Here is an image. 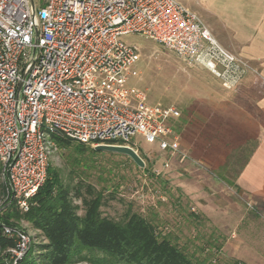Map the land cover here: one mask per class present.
<instances>
[{
  "label": "built area",
  "instance_id": "2783aa9c",
  "mask_svg": "<svg viewBox=\"0 0 264 264\" xmlns=\"http://www.w3.org/2000/svg\"><path fill=\"white\" fill-rule=\"evenodd\" d=\"M142 38L196 63L234 89L257 71L224 49L177 0H0V181L5 202L26 212L45 183L56 150L52 135L76 144L130 146L135 138L181 155L174 106L149 104L129 85ZM167 167V164H164ZM20 259L29 243L22 229Z\"/></svg>",
  "mask_w": 264,
  "mask_h": 264
},
{
  "label": "rangeland",
  "instance_id": "374dc122",
  "mask_svg": "<svg viewBox=\"0 0 264 264\" xmlns=\"http://www.w3.org/2000/svg\"><path fill=\"white\" fill-rule=\"evenodd\" d=\"M177 1L191 11L207 7V0ZM124 40L139 50L137 77L129 85L144 90L149 104L174 106L179 111L180 117L172 126L185 157L169 156L135 138L130 146L144 162L143 169L123 155L79 152L75 144L56 145L49 167L57 171L64 185L73 187L83 182L101 192L102 216L121 221L126 214L136 213L152 224L160 238L169 240L194 261L242 264L239 237L250 234L254 242V231L262 230L256 209L233 185L253 143H246L227 160L222 156L230 144L218 143L223 134L230 135L227 123L248 125L246 113L238 106L242 103L237 91L240 84L228 90L204 67L183 61L158 44L141 36ZM207 131H218L219 138L208 141ZM2 196L0 189V205ZM19 223L29 237L25 253L45 243L27 222ZM10 253L13 264L25 255L16 260ZM69 264L126 263L85 249Z\"/></svg>",
  "mask_w": 264,
  "mask_h": 264
},
{
  "label": "trees",
  "instance_id": "16d2710c",
  "mask_svg": "<svg viewBox=\"0 0 264 264\" xmlns=\"http://www.w3.org/2000/svg\"><path fill=\"white\" fill-rule=\"evenodd\" d=\"M52 140L59 147L75 144L79 152L98 153L91 146L57 135H52ZM0 189L3 193L1 181ZM102 200V193L89 184L64 185L57 171L49 167L45 183L26 212L13 202H5L0 210V264H13L10 252L17 242L15 237L4 236L2 228L21 229L20 221L39 232L45 243L30 247L18 264H69L85 249L126 264H202L160 238L152 224L136 213L126 214L121 221L102 216Z\"/></svg>",
  "mask_w": 264,
  "mask_h": 264
},
{
  "label": "crops",
  "instance_id": "0c3cea01",
  "mask_svg": "<svg viewBox=\"0 0 264 264\" xmlns=\"http://www.w3.org/2000/svg\"><path fill=\"white\" fill-rule=\"evenodd\" d=\"M191 12L202 20L224 49L244 59L257 71V74L246 75L237 89L242 97L238 106L246 113L248 127L227 123L225 127L229 128L230 135L223 134L218 143L230 144L228 150H223L222 158L226 160L246 143H253L233 185L247 204L256 209L259 215L256 220L262 230L254 231V242L250 241L248 230L249 236L239 237V256L242 264H264V0H207L204 11ZM206 134L210 142L219 138L218 131Z\"/></svg>",
  "mask_w": 264,
  "mask_h": 264
},
{
  "label": "water",
  "instance_id": "95a60500",
  "mask_svg": "<svg viewBox=\"0 0 264 264\" xmlns=\"http://www.w3.org/2000/svg\"><path fill=\"white\" fill-rule=\"evenodd\" d=\"M93 149L96 152H108L123 155L129 158L134 163V165H136L140 169H143L145 166L144 162L139 157V155L129 147L115 145H98L93 147Z\"/></svg>",
  "mask_w": 264,
  "mask_h": 264
}]
</instances>
